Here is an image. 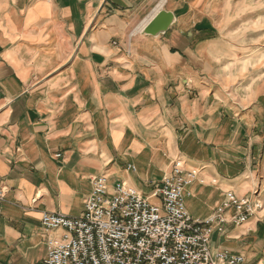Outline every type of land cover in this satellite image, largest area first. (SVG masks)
Listing matches in <instances>:
<instances>
[{"label": "crops", "instance_id": "crops-1", "mask_svg": "<svg viewBox=\"0 0 264 264\" xmlns=\"http://www.w3.org/2000/svg\"><path fill=\"white\" fill-rule=\"evenodd\" d=\"M175 158L192 219L256 206L210 248L264 264V0H0V264H40L93 176L149 197Z\"/></svg>", "mask_w": 264, "mask_h": 264}, {"label": "built area", "instance_id": "built-area-1", "mask_svg": "<svg viewBox=\"0 0 264 264\" xmlns=\"http://www.w3.org/2000/svg\"><path fill=\"white\" fill-rule=\"evenodd\" d=\"M195 176L175 158L149 197L124 184L110 187L105 175L93 176L81 216L42 213L43 228L60 233L47 238L40 264L242 263L241 255L212 250L210 238L224 224L245 222L256 206L228 191L211 216L192 219L183 191ZM6 192V186L0 185V200Z\"/></svg>", "mask_w": 264, "mask_h": 264}, {"label": "water", "instance_id": "water-1", "mask_svg": "<svg viewBox=\"0 0 264 264\" xmlns=\"http://www.w3.org/2000/svg\"><path fill=\"white\" fill-rule=\"evenodd\" d=\"M168 12L164 10H160L156 16L148 23V25L142 30L144 34H149L152 36L158 35L160 33H164L168 27L169 23H161V19L168 16Z\"/></svg>", "mask_w": 264, "mask_h": 264}, {"label": "rangeland", "instance_id": "rangeland-1", "mask_svg": "<svg viewBox=\"0 0 264 264\" xmlns=\"http://www.w3.org/2000/svg\"><path fill=\"white\" fill-rule=\"evenodd\" d=\"M145 193H146V191H145Z\"/></svg>", "mask_w": 264, "mask_h": 264}]
</instances>
